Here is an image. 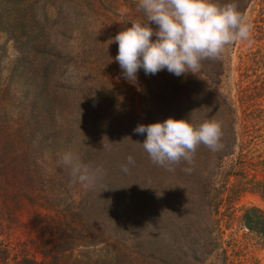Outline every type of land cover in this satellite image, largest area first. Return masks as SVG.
I'll list each match as a JSON object with an SVG mask.
<instances>
[{
    "label": "trees",
    "instance_id": "obj_1",
    "mask_svg": "<svg viewBox=\"0 0 264 264\" xmlns=\"http://www.w3.org/2000/svg\"><path fill=\"white\" fill-rule=\"evenodd\" d=\"M25 1L0 0V31L29 37L35 53L6 75L0 47V264H243L226 239L235 223L264 250V208L237 206L247 191L264 200V80L243 84L264 66V47L241 56L238 107L220 90L232 69L224 53L202 61L200 74L158 72L139 108L133 91L125 97L128 85L108 74L91 138H71L55 125L56 59ZM249 1L216 0L241 13ZM170 117L220 122L222 147L201 144L191 164L172 171L154 164L141 144L147 134L134 129ZM68 151L94 173L83 193L60 163ZM128 156L135 164L125 172Z\"/></svg>",
    "mask_w": 264,
    "mask_h": 264
},
{
    "label": "rangeland",
    "instance_id": "obj_2",
    "mask_svg": "<svg viewBox=\"0 0 264 264\" xmlns=\"http://www.w3.org/2000/svg\"><path fill=\"white\" fill-rule=\"evenodd\" d=\"M25 2L26 5H33L28 20H32V23L39 27V36H45V41L49 42L56 59L52 90L56 92L58 103L55 125L60 131L69 133L71 138L76 135L91 138L87 130H90V126L95 123L94 118L97 119V115L103 113L102 104L97 97L98 92L104 91L101 81H104L102 78L105 75L113 74L112 76L128 85L130 90H126L125 97L128 98L133 91L137 95L133 101L136 108L140 107L144 94L149 95L155 91L159 84L156 74L146 75L141 68L137 80L129 82L124 78L119 63L114 59L118 53V43L112 38L121 30L130 27V21L143 18V14L137 11V0H26ZM121 9H127V14L122 15ZM242 14L252 25L250 40L235 41L223 52L224 59L232 69L229 72L230 76L225 78L220 86L223 96L235 102L236 107L239 106L236 83L240 80V72L237 68L241 56L264 47V0L247 2ZM18 35L12 28L0 31V47L3 48L2 61L6 75L26 55L35 54L31 49L29 37L21 41L18 40ZM32 35L30 30L29 36ZM251 73L252 71L249 72L250 76L244 79V85L250 80L257 79V75H261V80H264V66H261L255 74ZM204 81L209 84L208 79ZM18 95H21V89L18 90ZM259 102L264 104V95ZM27 116H30V112ZM87 189L89 187L83 185L80 193ZM76 201L81 205L83 196H76ZM244 205L264 208V200L259 194L247 191L243 193L237 204L238 208ZM226 239L229 243V252L243 261V264H264V250L252 239L248 230L239 224L235 223L227 229Z\"/></svg>",
    "mask_w": 264,
    "mask_h": 264
},
{
    "label": "clouds",
    "instance_id": "obj_3",
    "mask_svg": "<svg viewBox=\"0 0 264 264\" xmlns=\"http://www.w3.org/2000/svg\"><path fill=\"white\" fill-rule=\"evenodd\" d=\"M136 7L143 18L130 21V27L112 38L118 43L114 59L129 82L137 80L141 68L146 75H155L164 69L176 76L200 74L202 61L218 59L235 41L250 40L252 25L233 2L137 0ZM127 11L120 10L122 15ZM134 132L147 134L141 143L143 149L154 164L169 171L182 160L191 164L201 144L212 151L222 147V124L216 120L196 125L190 119L170 117L140 124ZM60 163L70 169L74 181L85 186L94 182L91 167L83 164L77 154L64 153ZM134 164V158L128 156L122 170L127 172L128 165Z\"/></svg>",
    "mask_w": 264,
    "mask_h": 264
}]
</instances>
